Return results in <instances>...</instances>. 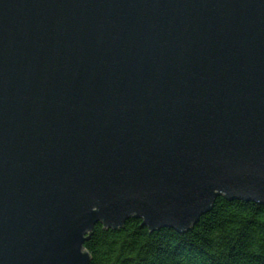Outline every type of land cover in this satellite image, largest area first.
<instances>
[{"label": "water", "instance_id": "1", "mask_svg": "<svg viewBox=\"0 0 264 264\" xmlns=\"http://www.w3.org/2000/svg\"><path fill=\"white\" fill-rule=\"evenodd\" d=\"M220 196L264 205V0H0V264Z\"/></svg>", "mask_w": 264, "mask_h": 264}, {"label": "trees", "instance_id": "2", "mask_svg": "<svg viewBox=\"0 0 264 264\" xmlns=\"http://www.w3.org/2000/svg\"><path fill=\"white\" fill-rule=\"evenodd\" d=\"M131 218L120 230L97 224L85 242L91 264H264V205L216 199L187 232H150ZM141 225V226H140Z\"/></svg>", "mask_w": 264, "mask_h": 264}]
</instances>
